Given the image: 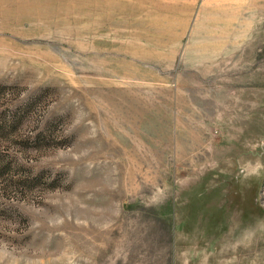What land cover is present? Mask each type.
Segmentation results:
<instances>
[{
	"label": "rangeland",
	"instance_id": "1",
	"mask_svg": "<svg viewBox=\"0 0 264 264\" xmlns=\"http://www.w3.org/2000/svg\"><path fill=\"white\" fill-rule=\"evenodd\" d=\"M0 264H264V0H0Z\"/></svg>",
	"mask_w": 264,
	"mask_h": 264
}]
</instances>
